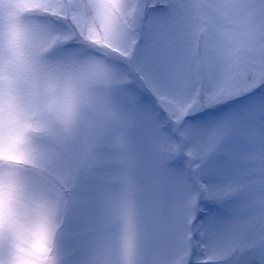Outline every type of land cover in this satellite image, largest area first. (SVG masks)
I'll return each mask as SVG.
<instances>
[{
    "label": "snow or ice",
    "instance_id": "snow-or-ice-1",
    "mask_svg": "<svg viewBox=\"0 0 264 264\" xmlns=\"http://www.w3.org/2000/svg\"><path fill=\"white\" fill-rule=\"evenodd\" d=\"M89 7L105 39L86 45ZM257 91L264 0H0L6 214L22 188L55 191L70 246L100 264H264V106L185 123ZM236 197L237 215L196 224L201 199Z\"/></svg>",
    "mask_w": 264,
    "mask_h": 264
},
{
    "label": "clouds",
    "instance_id": "clouds-1",
    "mask_svg": "<svg viewBox=\"0 0 264 264\" xmlns=\"http://www.w3.org/2000/svg\"><path fill=\"white\" fill-rule=\"evenodd\" d=\"M90 2L92 0H85V5ZM97 2L111 5L122 0ZM81 30L86 45L105 39L104 21L93 8H87ZM11 152L12 143L6 137H0V235L9 236L21 252L19 259L14 254H0V264H100L99 258L89 251H77L70 246L67 229L73 218V209L58 202L55 191L44 195L26 188L16 191L12 201L13 214L8 217L2 180L8 164L6 157ZM53 224L57 225L55 232ZM206 259L210 262L214 257L209 254ZM110 264L120 262L113 259Z\"/></svg>",
    "mask_w": 264,
    "mask_h": 264
},
{
    "label": "rangeland",
    "instance_id": "rangeland-1",
    "mask_svg": "<svg viewBox=\"0 0 264 264\" xmlns=\"http://www.w3.org/2000/svg\"><path fill=\"white\" fill-rule=\"evenodd\" d=\"M145 99L150 100L151 98L145 96ZM262 106H264V91L252 92L235 99H230L226 103H220L214 107L197 111L194 114L187 116L185 118V123H190L196 126H208L216 122L218 119L230 114L243 112L248 109L258 110ZM257 124H260L259 119L257 120ZM177 163L182 166V162ZM243 203V197H236L232 200L225 201L224 203L201 199V210L197 214L196 224L199 225L200 221L206 220L209 216H215L221 219L231 218L242 211ZM196 255L197 253L194 252L192 264H195ZM237 260H239L240 263L237 262ZM209 264H243V262L241 259L230 257L227 259L212 260Z\"/></svg>",
    "mask_w": 264,
    "mask_h": 264
},
{
    "label": "trees",
    "instance_id": "trees-1",
    "mask_svg": "<svg viewBox=\"0 0 264 264\" xmlns=\"http://www.w3.org/2000/svg\"><path fill=\"white\" fill-rule=\"evenodd\" d=\"M237 262H239V260H237ZM240 263V262H239Z\"/></svg>",
    "mask_w": 264,
    "mask_h": 264
}]
</instances>
